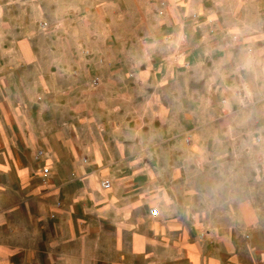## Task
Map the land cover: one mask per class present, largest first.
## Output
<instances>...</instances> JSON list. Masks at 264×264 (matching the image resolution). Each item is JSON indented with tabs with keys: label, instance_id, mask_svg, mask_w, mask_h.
<instances>
[{
	"label": "crops",
	"instance_id": "0c3cea01",
	"mask_svg": "<svg viewBox=\"0 0 264 264\" xmlns=\"http://www.w3.org/2000/svg\"><path fill=\"white\" fill-rule=\"evenodd\" d=\"M243 132L264 0H0V242L42 244L2 264H264ZM151 162L152 195L129 186Z\"/></svg>",
	"mask_w": 264,
	"mask_h": 264
},
{
	"label": "rangeland",
	"instance_id": "374dc122",
	"mask_svg": "<svg viewBox=\"0 0 264 264\" xmlns=\"http://www.w3.org/2000/svg\"><path fill=\"white\" fill-rule=\"evenodd\" d=\"M95 84V82H94ZM250 135V138L253 140V142H251V150H250V154H251V157H254L256 156L257 158V162H258V170L259 172L263 173L264 172V132H243L242 136L243 138L248 137ZM229 149V150H227ZM224 148V147H215V150L218 151V153H222V154H230V149L231 148ZM249 148L246 147V146H237L236 147V154H243V155H248V150ZM227 150V151H226ZM193 153L195 154H201V148L200 149H196V151ZM38 154V153H37ZM233 154V152H232ZM40 156V155H38ZM49 168L48 165H42L40 169H43V168ZM139 169L135 172L136 174V177L133 181L129 182V186H132V187H140L142 188L143 190L146 191V194H156L158 192V189H159V185L157 183H155L154 179H153V175H152V171H153V165H152V162L149 163L148 165L146 163H141L140 165L137 166ZM50 169V168H49ZM241 169L243 170V172H245L246 170V164L243 162V165L241 166ZM132 176V175H130ZM260 179V178H259ZM183 180L179 179V177H176L175 180H174V183H172V185H183ZM170 184V183H169ZM168 184V185H169ZM252 185H254L252 183ZM257 187L260 189H263L264 190V178H262V180H258L257 182ZM200 197V196H199ZM252 197H256L258 198V201L259 202H264V193L262 194H258L257 196L255 195H252ZM9 214L10 212L9 211H6V210H2L0 211V216L3 220V218H6L8 221H9ZM2 230L3 231H6L7 227L5 224H3L2 226ZM7 233H9V231L7 230ZM0 246H7V247H10L12 246L13 247V250L17 251L22 249L23 251H26L28 248L29 250H32V251H35L37 248L38 250H41L42 249V244L38 243H25V242H22V243H3V242H0ZM17 256L14 255V259L15 260H18V258H16ZM2 259L0 258V264H2Z\"/></svg>",
	"mask_w": 264,
	"mask_h": 264
},
{
	"label": "built area",
	"instance_id": "2783aa9c",
	"mask_svg": "<svg viewBox=\"0 0 264 264\" xmlns=\"http://www.w3.org/2000/svg\"><path fill=\"white\" fill-rule=\"evenodd\" d=\"M38 155H40V153H38ZM47 173H48V171H47L46 169H44V170L42 171V175H43V176H46ZM101 188H102V189H108V188H110V183H109V181H107V180L103 181V182L101 183ZM150 214L153 215V216H156V211H155V210H151V213H150Z\"/></svg>",
	"mask_w": 264,
	"mask_h": 264
}]
</instances>
